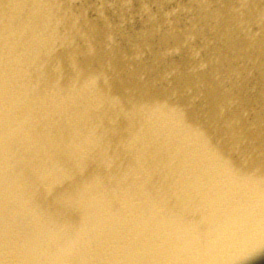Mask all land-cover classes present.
Returning <instances> with one entry per match:
<instances>
[{"label":"bare ground","instance_id":"1","mask_svg":"<svg viewBox=\"0 0 264 264\" xmlns=\"http://www.w3.org/2000/svg\"><path fill=\"white\" fill-rule=\"evenodd\" d=\"M0 264H264V0H0Z\"/></svg>","mask_w":264,"mask_h":264}]
</instances>
